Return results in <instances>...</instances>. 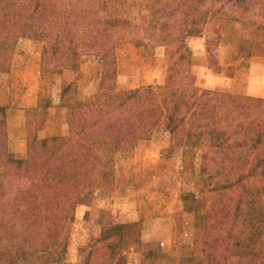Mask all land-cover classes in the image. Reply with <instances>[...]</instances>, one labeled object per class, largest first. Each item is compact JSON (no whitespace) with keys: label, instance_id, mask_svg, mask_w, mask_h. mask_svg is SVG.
Segmentation results:
<instances>
[{"label":"rangeland","instance_id":"1","mask_svg":"<svg viewBox=\"0 0 264 264\" xmlns=\"http://www.w3.org/2000/svg\"><path fill=\"white\" fill-rule=\"evenodd\" d=\"M55 1L57 0H21L24 11L18 36L14 39L10 31L0 33L1 38L6 39L7 42L9 40L13 45L10 63L0 64V101L21 100L22 88L16 74L25 71L30 58H38L41 61V69L37 74L40 107L42 110L50 106L58 108L63 105L72 109L79 108L89 116L87 120L94 125V132H71L68 135L83 136L87 144L96 146H104L107 140L100 133L98 115V98L104 78L108 82L106 84L114 83L119 90L133 89L146 86L137 85L144 80L143 78H148L151 70L158 69L159 66L161 72L157 73L155 83L149 85H153L159 97L164 99L169 59L177 49L175 46L179 43L183 44L184 49L186 48L196 63L205 62V68L219 71L225 62L224 57L226 58L221 52L232 47L230 43L232 35H229L230 37L226 35L224 41L229 42H224L221 47L223 38L217 34L232 33L235 26L240 23L237 19L243 18L237 14L236 19H228L220 27L215 21L211 22L210 28L213 33L207 35L205 41L207 54L204 58L203 54H193L192 48L195 45L192 44V38L176 32L174 21L177 19L165 17L166 0H95V13L92 14L96 15L100 24L124 27V30L116 35L122 39L116 44L115 55L106 48L101 56L84 55L80 60V58H72L68 41L62 48L56 49L55 31L46 39L45 31L50 20L49 15L55 9ZM67 9L76 15H82L78 7H67ZM84 15L86 17L89 13ZM262 17H264L263 11L256 17L259 18V22L255 27L249 29L243 24L238 34L233 35L236 39L238 37L240 39V36L248 34L249 30L252 31L254 40H257L255 48L257 60H252L254 61L252 64L249 60L241 61L237 67L238 75L235 80L237 82L234 84L224 82L227 87L236 86L233 90L235 92H229L244 95L247 94L243 92L254 90L264 92L256 89L258 85L264 83V19ZM166 22H170L171 25H166ZM174 39L178 43H167ZM47 42L48 49L45 52ZM201 42L204 40L197 39L196 46L201 45ZM73 63L75 66L72 65ZM12 64H14L13 70H11ZM250 69L253 70L252 75L249 74ZM215 85L219 86V84ZM212 90L220 91L215 88ZM4 111L2 131L9 156V127L5 108ZM27 118L29 130L26 158L29 154V138L35 136L44 139L36 130L39 127L37 112L28 111ZM208 127L207 119H188L184 131L194 133L190 141L195 138L197 154L188 153L190 155H187L186 162L184 152L176 153L172 160L162 159V154L166 157L169 155L170 149L167 147L161 149L156 157L157 144L148 149L141 147L137 153H134V150L125 152L138 140V145L145 144L157 132L174 130L159 128L147 138L128 139L125 143L122 142L119 134L109 138L107 160L113 170L112 182L106 188L84 189L82 202L73 211L66 252L52 262L38 259L31 254H23L18 258L19 264H79L84 254L82 249L89 246L94 239L101 237L105 239H102L98 246L109 247L108 264H142L148 254L162 255V260L167 264H183V262L189 264L187 260L191 258L196 261L202 259L205 217L213 194L220 192L222 188L221 176L202 174L200 170ZM167 139L169 140V137L164 140ZM246 150L242 171L250 172L257 161L252 155L253 146L249 145ZM194 156L193 163L189 158ZM259 172L260 175L252 176L250 179L251 188L246 205L249 230L245 235L234 236L231 239L226 264H264V164H260ZM3 173L4 168L0 164V177ZM41 182V177H22L17 180V193L20 199L10 206L17 219L28 220L29 204L39 194Z\"/></svg>","mask_w":264,"mask_h":264},{"label":"trees","instance_id":"2","mask_svg":"<svg viewBox=\"0 0 264 264\" xmlns=\"http://www.w3.org/2000/svg\"><path fill=\"white\" fill-rule=\"evenodd\" d=\"M20 1L0 0V33L10 31L14 39L24 11ZM164 4L165 17L177 19L176 32L195 36L203 34L215 7L241 14L249 29L258 24L256 17L264 12V0H166ZM54 7L45 36L48 39L55 31L57 50L68 41L72 58L101 56L106 48L115 55L116 44L122 39L116 35L124 27L100 24L92 14L95 0H57ZM67 7L80 8L82 15ZM85 13L89 15L85 17ZM253 36L251 30L240 36L235 54H248L255 42ZM175 41L167 43H178ZM175 47L169 59L164 99L153 85L119 90L114 83L106 84L104 78L98 98L100 133L107 140L119 134L125 143L128 139L147 138L159 128L184 130L189 118L208 120L200 170L202 174L221 176L222 188L213 194L205 217L204 257L200 261L191 258L187 263L226 264L231 239L245 235L250 227L246 207L250 179L261 174L259 166L264 164V98L201 88L196 83L192 56L183 44ZM47 49L48 42L45 52ZM12 52L10 41L0 37V64H9ZM4 112L0 107V164L4 168L0 177V264H19L23 254L52 262L68 248L73 211L82 202L84 189L106 188L112 182L113 170L107 160L109 144L107 140L104 146L87 144L79 135L44 139L32 136L28 157L11 158L2 131ZM249 145L257 162L250 172H243ZM22 177L42 179L39 194L29 204L28 220L17 219L10 210L12 203L19 202L16 183ZM102 239L96 238L82 249L79 264H108L109 247L98 246ZM142 264L167 263L160 254H148Z\"/></svg>","mask_w":264,"mask_h":264},{"label":"crops","instance_id":"3","mask_svg":"<svg viewBox=\"0 0 264 264\" xmlns=\"http://www.w3.org/2000/svg\"><path fill=\"white\" fill-rule=\"evenodd\" d=\"M239 14L236 12H229L225 10L220 9H211L209 18L205 24L204 32L202 35L195 36V35H187L188 38H192V44L195 45L193 49V54L202 55L205 56L207 54V47L205 45V41L207 38V35L210 33H213L210 24L212 21H215L218 24V27L222 25L223 22H227V20H233L236 19L235 16ZM241 15V14H240ZM242 16V15H241ZM243 17V16H242ZM241 19V20H240ZM237 19V22H240L235 28L233 29V32H227V34L220 32L217 35H221L223 38V42L221 43V47L223 46L224 41L226 39V35H232L230 37V43L232 44V47L230 50H222L221 53H223L224 56V64L221 65V68L219 71H213L210 68H205V62L203 64H198L195 62V59H193V70L196 74V83L200 87L207 88V89H220V91H233L235 90V87H227L225 86V83H235L237 79V67L240 65L241 61L243 60H249L250 64H252L254 61L257 60V52L255 50L257 40L253 43V46L251 48V51L247 53L242 54H235L237 50L240 47V39H236L233 37L235 34H238L239 30L241 29V26L244 24L243 18ZM201 39L204 40V42H201V45L196 46V40ZM200 42V41H199ZM166 47V46H163ZM145 51V50H144ZM157 54L155 53V56ZM236 55V56H235ZM91 56V55H90ZM94 57V55H92ZM82 59V58H81ZM158 59V57H157ZM15 59L13 58V62ZM41 61H39L38 58L32 59L30 58L27 61V66L24 72L17 73L16 78L19 77V82L21 85V100L17 102L16 100H6V101H0V107H4L6 110L7 115V122L9 127L8 132V151L9 156L15 157V158H26L27 155V135H28V122L29 119L27 118V112L30 110H35L37 112V117L39 120V127L36 129L39 133V136L42 138L50 137V136H56V135H68L71 134V132L77 133V132H94V125H91L87 118L89 116H86L85 113H83L79 108L72 109L70 106H61L56 108V106H50L46 110H42L40 107V96H39V89H38V73L41 69ZM264 62V60H263ZM10 67V66H9ZM14 64L11 65V70H13ZM223 67V68H222ZM231 67V68H230ZM229 69V70H228ZM161 72L159 69H153L148 75V78L144 80H141L137 86L142 85H149L152 83H155L157 73ZM252 69L249 70V74L252 75ZM12 75V74H10ZM264 81V79H263ZM263 83V82H262ZM215 84H219V86H216ZM232 85V84H229ZM256 89H261L264 91V83L260 84L256 87ZM235 92V91H233ZM247 95H252L256 97H264V92H258V90L250 91V92H243ZM96 127V126H95ZM99 130V126L97 125V131ZM194 136L193 132H187L184 131H167V132H157L155 135L147 141L145 144L138 145V141L134 144H132L128 150L125 152H133L137 153L140 151L141 147H154L156 144L157 151H155L156 157H158V153L161 149H164L167 147V149H170L168 152V157L162 154V159L166 160H172L176 153L178 152H184L185 154V162L188 159L187 155H190L188 153L194 152L197 154V151L195 149V138L191 137ZM169 137V140L165 141ZM165 142V143H162ZM192 150V151H191ZM154 152V150H153ZM193 156V154H192ZM190 161L194 163L195 156L192 158H189ZM158 160V159H156ZM188 161V163H190Z\"/></svg>","mask_w":264,"mask_h":264}]
</instances>
